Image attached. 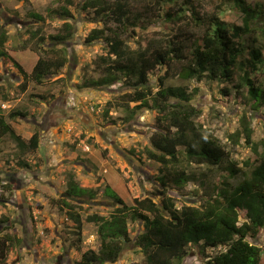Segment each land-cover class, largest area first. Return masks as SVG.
Returning <instances> with one entry per match:
<instances>
[{
	"label": "rangeland",
	"instance_id": "374dc122",
	"mask_svg": "<svg viewBox=\"0 0 264 264\" xmlns=\"http://www.w3.org/2000/svg\"><path fill=\"white\" fill-rule=\"evenodd\" d=\"M244 1L263 13V19L254 28L264 24V0ZM132 3L138 21L118 31L135 49L150 44L167 45L179 34L180 28L189 30L186 22L193 8L202 10L207 17L218 16L228 27L243 24L235 0H174L163 6L160 14L169 11L174 17H186L175 21L158 15L155 1L133 0ZM66 6L73 20L60 16L62 7ZM32 13L44 17L45 23L33 20ZM66 22L75 28L67 45L69 63L59 75L44 84L29 80L27 89L22 90L25 79L18 66L30 74L41 56L35 50L36 40H31L26 32L27 27L43 26L44 34L49 36ZM0 26L9 36L5 50L10 57L0 61V106L18 135L26 140L37 131L42 135L41 148L26 155L19 153L16 142L9 135L0 140V196L3 195L0 218L10 220L6 226L13 225L6 233L21 240L0 264H77L86 251L100 249L97 227L88 223L87 218L93 214L108 216L119 207L108 197L107 188L128 206L137 198H150L160 204L162 197L157 178L161 165L146 156V152L153 149L150 138L156 130L158 112L151 106L136 109L139 103H130L128 109L122 97L139 88L128 85L127 81L101 88L87 86L103 76L101 58L107 56L108 50L103 39L87 41L93 30L106 26L104 19L96 16L93 10H75L67 0H0ZM244 43L248 46L251 40L245 38ZM261 45L264 50V39ZM246 59L245 55L242 61ZM262 72L258 83L264 80ZM164 74L158 71L152 76L149 86L155 92ZM242 75L243 70L238 67L232 82L185 80L178 73L166 82L167 86L185 87L192 94L191 105L200 112L195 119L200 133L216 140L242 170L240 175L231 178L227 169L221 171L189 163L185 155H181L180 167L194 178L177 192L178 200L187 201L188 205H203L222 181L238 185L249 175V165L257 158L252 146L245 141L242 120L246 117L249 121L252 141L258 145L264 139V106L256 107L251 100L247 89L241 85ZM6 95L11 100L3 103L2 97ZM132 109L136 114L129 119ZM12 111L27 116L11 119ZM262 150L259 147V151ZM21 161L28 167L20 165ZM72 175L81 187L92 189L96 194L93 200L85 198L82 203L72 202L84 222L81 242L74 234L76 226L62 203ZM239 221L240 224L246 221L243 212H240ZM129 231L136 242V237L144 232L143 224L130 221ZM250 241L264 246V230ZM199 249L189 248V256L181 264H203L206 259ZM219 251L220 248L207 249L206 254L215 256ZM144 262V255L133 244V248L125 251L114 264Z\"/></svg>",
	"mask_w": 264,
	"mask_h": 264
},
{
	"label": "trees",
	"instance_id": "16d2710c",
	"mask_svg": "<svg viewBox=\"0 0 264 264\" xmlns=\"http://www.w3.org/2000/svg\"><path fill=\"white\" fill-rule=\"evenodd\" d=\"M152 1H155L158 15L168 21L186 18L174 17L169 11L160 14L163 6L174 0ZM132 2L67 0L75 10H93L106 24L103 29L93 30L87 38L89 43L103 39L108 49L107 56L101 58L103 76L87 86L101 88L127 81L128 85L139 88L122 97L128 109L130 103H139L136 109L151 106L158 112L156 130L150 138L153 149H149L146 156L161 165L157 183L162 198L160 204L150 198H137L132 206H128L107 188L108 197L119 207L108 216L93 214L87 218L88 223L97 227L100 249L98 252L86 251L77 264L117 263L125 251L133 248V244L144 255V264H181L189 256L188 250L191 247L200 248V254L206 259L203 264H264V246L250 241L258 238L264 230V139L258 145L254 144L253 130L244 117L242 132L245 141L257 155L249 165V175L236 186L226 181L220 182L214 195H210L201 206L188 205L187 201L178 200L177 192L194 181L187 170L180 167L181 155H185L189 163L216 167L221 171L227 169L231 178L240 175L242 170L216 140L200 133L195 123L200 112L191 105L192 94L185 87L166 84L175 73L185 80L232 82L236 68L240 67L243 70L241 85L245 86L256 107L264 106V80L258 83L264 70V50L261 45L264 24L254 28L263 19L262 11L252 8L244 0H235L243 24L228 27L218 16L207 17L202 14V10L200 12L198 8H193L192 16L186 22L189 30L180 28L179 34L167 45L150 44L146 48L135 49L120 33L127 25L138 21ZM60 16L66 20L74 19L67 6L62 7ZM31 17L37 23H45V18L38 14L32 13ZM26 32L31 40H36L35 50L41 56L30 74L16 63L25 79L22 85L24 91L29 80L42 85L62 72L69 63L70 51L67 45L75 28L66 22L55 34L49 36L44 34L43 26H28ZM245 38L251 40L250 45H245ZM8 40V33L0 26V61L10 59L5 50ZM188 44L190 47H187ZM245 55L247 59L242 61ZM158 71H164L165 74L159 78V90L155 92L149 85L152 76ZM262 74L264 78V71ZM224 92L228 93L227 90ZM10 100L7 95L2 97L3 103ZM135 114L136 111L132 109L129 119ZM26 116L19 111L9 114L11 119ZM7 135L16 142L21 155L41 148L40 131L26 140L7 122L0 106V140ZM259 147L263 150L259 151ZM20 165L28 167L24 161ZM95 196L92 189L81 187L74 176H70L62 203L66 214L76 226L74 234L79 236V242L82 241L84 222L72 202L82 203L83 199L93 200ZM176 200L181 205L178 206ZM240 212L245 214L246 221L243 224L239 221ZM130 221L142 223L144 227V232L136 237V242L130 235ZM8 223V218H0V263L7 259L14 247L21 244L16 235L6 233L13 226H6ZM218 248L220 251L217 255L206 254L207 249Z\"/></svg>",
	"mask_w": 264,
	"mask_h": 264
},
{
	"label": "built area",
	"instance_id": "2783aa9c",
	"mask_svg": "<svg viewBox=\"0 0 264 264\" xmlns=\"http://www.w3.org/2000/svg\"><path fill=\"white\" fill-rule=\"evenodd\" d=\"M4 108H6V106H3Z\"/></svg>",
	"mask_w": 264,
	"mask_h": 264
}]
</instances>
